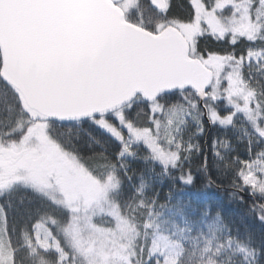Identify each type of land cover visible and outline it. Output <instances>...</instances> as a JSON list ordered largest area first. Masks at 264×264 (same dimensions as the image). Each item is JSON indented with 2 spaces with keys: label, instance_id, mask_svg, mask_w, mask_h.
Segmentation results:
<instances>
[{
  "label": "snow or ice",
  "instance_id": "snow-or-ice-1",
  "mask_svg": "<svg viewBox=\"0 0 264 264\" xmlns=\"http://www.w3.org/2000/svg\"><path fill=\"white\" fill-rule=\"evenodd\" d=\"M0 264H264V0H0Z\"/></svg>",
  "mask_w": 264,
  "mask_h": 264
},
{
  "label": "trees",
  "instance_id": "trees-1",
  "mask_svg": "<svg viewBox=\"0 0 264 264\" xmlns=\"http://www.w3.org/2000/svg\"><path fill=\"white\" fill-rule=\"evenodd\" d=\"M166 192L167 189H164ZM185 200H191L195 205L197 201L203 200L204 206L213 207L219 205L220 209L230 218L236 220L238 223H243V210L235 204L230 198L229 190L226 187L217 188H204L203 183H197L194 188L187 190L184 196ZM257 232L260 226L255 221L249 219L247 222Z\"/></svg>",
  "mask_w": 264,
  "mask_h": 264
},
{
  "label": "water",
  "instance_id": "water-1",
  "mask_svg": "<svg viewBox=\"0 0 264 264\" xmlns=\"http://www.w3.org/2000/svg\"><path fill=\"white\" fill-rule=\"evenodd\" d=\"M86 19H87L86 15H79L77 17V20L78 21H81V22H86Z\"/></svg>",
  "mask_w": 264,
  "mask_h": 264
}]
</instances>
